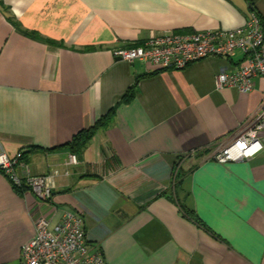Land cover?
Masks as SVG:
<instances>
[{
    "label": "crops",
    "instance_id": "1",
    "mask_svg": "<svg viewBox=\"0 0 264 264\" xmlns=\"http://www.w3.org/2000/svg\"><path fill=\"white\" fill-rule=\"evenodd\" d=\"M251 11L264 24V0H0V153L59 173L44 203L0 172V264H22L38 217L57 223L69 210L107 264H264V150L209 158L257 114L264 78L247 94L216 88L240 53L178 71L115 56L166 33L239 29ZM9 16L60 45L21 34ZM113 109L68 166L61 147Z\"/></svg>",
    "mask_w": 264,
    "mask_h": 264
},
{
    "label": "built area",
    "instance_id": "2",
    "mask_svg": "<svg viewBox=\"0 0 264 264\" xmlns=\"http://www.w3.org/2000/svg\"><path fill=\"white\" fill-rule=\"evenodd\" d=\"M240 53L242 63L231 72L217 76L216 88H233L241 94L255 89L256 79L264 78V28L261 18L251 11L246 24L235 30H209L193 33H166L153 36L141 45L118 50L115 56L134 63L144 62L158 71L183 70L192 63L211 58H230ZM264 150V96L260 108L227 144H220L209 158L220 164L250 159ZM0 153V172L23 194H33L49 203L56 188L58 171L35 175L24 160ZM68 166L78 165L70 155ZM22 264H107L102 251L88 243L83 219L76 211H67L52 223L46 216L34 222V235L22 247Z\"/></svg>",
    "mask_w": 264,
    "mask_h": 264
},
{
    "label": "trees",
    "instance_id": "3",
    "mask_svg": "<svg viewBox=\"0 0 264 264\" xmlns=\"http://www.w3.org/2000/svg\"><path fill=\"white\" fill-rule=\"evenodd\" d=\"M248 1L250 3L252 2V0H248ZM8 20L12 23V25L21 34H23V35H25V36L33 39V40H37V41H40V42H43V43H46V44H50V45H60V44H58L55 41H52V40H49V39H46V38L42 37L37 32H31V31H28L26 29H23L22 25L17 20H15V18H13L12 16H9ZM262 25H263V28H264V24H262ZM141 44H142L141 42L132 43V44H129L127 46V48L137 47V46H139ZM134 96H135V93H134V88H133V89H130L126 93V95L122 98L121 103H130L133 100ZM114 113H115V109L111 110L107 115L101 117L92 127L84 129V130L80 131L78 134H76L69 143L65 144L61 148L67 149L71 155H75L78 158L81 157L85 153L88 145L91 143V141L96 136V134L100 130L106 129V128H108V127H110L112 125ZM208 152L209 151H207L206 153H208ZM27 155H28V153H24L23 154L24 160H26ZM181 175H182V173H180L178 171L176 179L180 178ZM178 184L179 183H176V185H178ZM176 188H178V187L176 186ZM15 189L17 190V192L19 194L23 195V190L17 189V188H15ZM185 214L190 219H192L195 222L199 223V219L195 215L194 211H191V210L187 209V210H185Z\"/></svg>",
    "mask_w": 264,
    "mask_h": 264
},
{
    "label": "water",
    "instance_id": "4",
    "mask_svg": "<svg viewBox=\"0 0 264 264\" xmlns=\"http://www.w3.org/2000/svg\"><path fill=\"white\" fill-rule=\"evenodd\" d=\"M120 59V58H119Z\"/></svg>",
    "mask_w": 264,
    "mask_h": 264
}]
</instances>
